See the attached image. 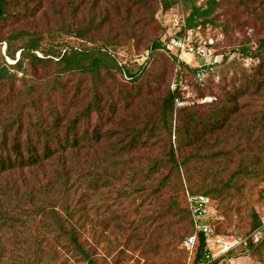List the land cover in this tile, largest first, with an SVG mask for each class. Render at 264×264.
I'll use <instances>...</instances> for the list:
<instances>
[{
    "label": "trees",
    "instance_id": "trees-1",
    "mask_svg": "<svg viewBox=\"0 0 264 264\" xmlns=\"http://www.w3.org/2000/svg\"><path fill=\"white\" fill-rule=\"evenodd\" d=\"M178 1L154 0L163 12ZM245 1L264 8V0ZM127 2L154 14L151 0ZM40 4L41 0H0V43L5 45L0 63V113L10 109L11 102L16 106V112L6 115V121L0 126V264H129L134 258L131 252L146 253L144 243L147 242L154 250L161 243L174 253L195 231L184 187L190 194L217 199L228 219L230 211L242 198L241 179L260 177L264 183V171L258 167L261 158L245 153V147L239 142L241 137L235 138L238 127L231 126L232 116L239 113L238 100L244 90L227 88L222 82L207 83L214 65L201 81L195 82L197 90L207 93H199L197 99L208 96L212 98L210 102L194 104L193 101L192 105L176 108L175 100L184 96L177 83L172 90L166 91L140 124L124 127L118 134L126 139L124 144L122 140L110 142L108 130L102 131L98 124L105 111L99 106L101 97L96 88L103 84L101 71L108 75L115 69L125 81L136 83L142 77V70L133 73L121 65L104 44L93 45L91 38L98 33L91 36L89 32L106 22L105 10L97 13V17H90L85 24H77L72 19V25L62 29L81 40H89L87 42L92 46L88 49L71 48L69 51L63 49V52L54 51L53 46L41 49L39 36H32L26 44L14 47V41L29 32L4 28L12 21L31 15ZM216 4L217 0H206L204 9L192 5L186 28L179 35L208 23ZM122 6L123 21L129 24L130 6ZM114 9L119 15L116 6ZM166 30L164 23L150 48L170 52V57L176 61V53L163 43ZM104 41L112 42V39ZM39 49L43 53L42 59L34 53ZM233 51L257 59L250 81L252 91L261 93L264 99V34L257 40L254 50L241 47ZM49 57L56 60L60 71L52 77L44 94L36 96L32 84L15 97V76L11 69L25 61L46 64ZM5 59L14 64H7ZM226 59L227 55L223 61ZM188 65L179 62L177 76L183 69L194 77L198 65L195 68ZM70 73L81 77L89 75L95 82V89L84 108L67 115L71 106L67 103L73 102L79 91L65 88L62 75ZM241 76L250 74L242 73ZM49 91L53 92V100ZM66 93H72L68 102L59 99ZM43 98H46L44 111L40 109ZM116 104V100L107 101L109 107ZM91 113L95 115V125L88 131L86 125L91 124ZM259 119V133L264 138V101ZM80 125L84 128L79 133ZM102 140L108 142L102 156L88 161L84 155L83 160L80 159L81 152L90 150L92 144ZM157 142L162 143L161 146ZM260 145L264 149V140ZM152 146L158 147L155 156L142 163H133L131 153ZM234 154L239 157L236 163L232 159ZM123 178L121 186L116 188V183ZM109 189L115 192L117 208L114 215L120 222L115 224L114 230L121 240L115 238L113 243L108 240L104 217L95 220L92 214L94 193L100 192L97 202L102 208H108L105 194ZM154 203L157 208L153 214L139 212L142 209L148 211V206ZM132 214L134 217L130 218ZM235 214L239 215L238 208ZM162 218L171 219L181 229L173 231L171 224L158 223ZM260 224L261 219L251 209L248 226L239 235L251 234ZM141 246L144 249H139ZM204 248L205 239L199 233L190 264H202ZM235 250H242L261 261L264 239L256 244L250 242L226 255Z\"/></svg>",
    "mask_w": 264,
    "mask_h": 264
},
{
    "label": "rangeland",
    "instance_id": "rangeland-1",
    "mask_svg": "<svg viewBox=\"0 0 264 264\" xmlns=\"http://www.w3.org/2000/svg\"><path fill=\"white\" fill-rule=\"evenodd\" d=\"M150 1V0H149ZM153 11L152 15L143 8L130 5L127 0H41L40 6L29 16L12 21L4 30H25L29 35L17 38L14 41V47L26 44L32 36L40 37V48L46 49L53 46L54 51L63 52V49L69 51L71 48H90L89 40H81L68 32L62 31L63 28L72 25V19L75 23H87L90 17H94L97 13L105 10L107 14L106 22L97 30H92L89 35L95 32L93 45H103L106 50L113 54L117 61L125 68L133 73L142 70V77L136 83L125 81L124 78L112 69L113 72L106 75L101 71L102 85L98 84L96 88L100 93L99 106L105 109L101 114L98 122L101 130H108L111 141H123L125 138L118 135L128 125L140 124L144 116L152 112L158 100L165 95L168 89L172 90L178 83L181 93L184 96H190V101L196 104L197 96L207 94L206 91L197 90L194 77L190 71H180L177 61L170 57V52L164 50L154 51L150 45L154 39L160 35L161 27L174 17H184L187 20L194 5L201 9L206 8V0H179L176 5L168 11L163 12L157 2L151 0ZM130 8L131 21L129 24L123 21V6ZM114 6L117 7L119 15L116 13ZM71 12V13H70ZM96 17L94 19H96ZM135 21L132 24V21ZM209 22L199 28L189 31V35L195 41L206 43L208 51L214 60V66L211 70L210 77L206 79L207 83L225 84L227 88H243L244 95L239 98V113L231 118L232 127L237 126L238 130L235 134L241 137L239 142L243 144L246 151L250 155L260 157L259 169L264 171V149L262 148V140L258 129L260 121V111L263 108L261 93L252 91L251 79L255 72L257 59L245 57L233 50L245 47L252 51L256 48L257 40L264 34V8L252 5L245 0H217L213 13L209 16ZM7 31V32H8ZM36 34V35H34ZM33 37V38H34ZM105 39H112V42H105ZM41 49L34 52L37 58L42 59L43 53ZM5 52L4 43H0V63ZM227 55V59L223 61V57ZM18 55H15L17 59ZM182 60L189 63V68H195L202 63V59L192 55L184 54ZM7 64H14V61L5 59ZM24 72H23V71ZM60 71V67L56 60L49 57L48 62L43 64L35 62L34 64L23 62L20 66L11 69L15 76L14 93L17 97L28 86L34 85L36 88L35 95L42 96L44 89L49 88L52 83V77ZM209 73V72H208ZM242 73L250 74L248 77H242ZM63 83L67 90L79 89L74 101L67 103L71 105L67 115L72 112L80 111L91 100L95 89V82L90 76H79L77 73L62 75ZM122 85V86H121ZM209 85V84H208ZM186 88V91L184 90ZM126 91H128L126 93ZM50 95L53 92L49 91ZM51 95L50 99H54ZM72 93H66L65 97H60L64 102L69 101ZM214 96V95H212ZM208 97V96H207ZM108 99L116 100L117 104L108 106ZM214 101V99H213ZM41 110L46 108V98L41 100ZM16 106L11 102V108L5 109L0 113V126L6 121L7 116L16 112ZM24 109V108H23ZM22 109V110H23ZM91 113L90 125H86V129L90 131L95 125V115ZM7 115V116H6ZM84 127L81 125L78 132H82ZM2 128H0L1 132ZM85 141V138H81ZM173 140V138H172ZM99 144H92L90 150L80 153V159L85 158L89 161L98 156L103 155V151L107 149L108 142L106 140L99 141ZM247 142V143H245ZM93 143V142H91ZM153 143V142H151ZM122 144V145H123ZM159 146L162 143L157 142ZM161 150V148H159ZM158 147H149L147 149H138L135 153H131L133 163L144 162L146 159L155 156ZM240 157L243 159L242 155ZM233 161L239 159L235 154L232 155ZM240 184L243 186L242 198L235 204L230 211V217L227 219L221 211V205L217 199H210V223L212 224L214 234L224 241H231L233 236L243 234L245 232L251 209L255 211L260 219L264 217V183L260 177L241 179ZM124 178L116 183V188L120 187ZM190 193L184 187V195ZM93 195L92 214L95 220H101L104 217L107 224V232L109 233V242L118 241L121 237L116 235L114 230L115 224L120 222L115 218L117 203H114L115 192L109 189L106 192V201L108 208H102L99 205L98 195ZM138 202V201H137ZM136 202V203H137ZM124 205V204H123ZM125 205L123 206V208ZM148 211L142 209L141 214L151 215L157 208V203L148 206ZM238 208L239 215L235 214ZM132 214L130 218H133ZM171 218V217H170ZM138 217H136V221ZM158 223L171 224L172 230L181 229L179 225L173 223L171 219L162 218ZM164 240L167 241L166 238ZM215 244L211 245L209 251L214 254L215 261L212 264H264V251H262V259L249 257L242 250H235L228 255L221 254L224 249ZM146 253L142 254L139 250L131 252L134 256L129 264H190L193 251L190 253L184 247L183 241L177 247L174 253H170L169 248H165L164 244L154 250L151 243H144ZM141 246L139 249H144ZM194 249V248H193ZM129 254V253H128ZM137 260V261H136ZM72 263V261H70ZM69 262V263H70Z\"/></svg>",
    "mask_w": 264,
    "mask_h": 264
},
{
    "label": "built area",
    "instance_id": "built-area-1",
    "mask_svg": "<svg viewBox=\"0 0 264 264\" xmlns=\"http://www.w3.org/2000/svg\"><path fill=\"white\" fill-rule=\"evenodd\" d=\"M165 24L167 26V37L163 40V43L167 49L176 53L177 64L183 61L182 56L184 54L202 59V63L198 64L194 75L195 82L201 81L215 63L212 55L208 51V45L195 41L193 37L189 35V31L179 35L181 30L186 28V20L184 17H174ZM184 90L186 91V88ZM189 99L190 96L188 94L183 96V99H176V108L192 105L193 101ZM211 100V97H204L197 99L196 103L210 102ZM185 200L195 231L184 239L183 244L186 250L191 253L196 243L197 235L201 233L204 236L205 248L202 264H211L215 261L214 257L216 256L209 251L213 244L218 247L225 245L221 252V254L225 255L236 248L246 246L250 242L256 244L264 239V217L261 219L260 226L251 234L247 236L236 235L232 237L230 242H226L214 234L212 224L210 223V199L204 195H195L187 192Z\"/></svg>",
    "mask_w": 264,
    "mask_h": 264
}]
</instances>
